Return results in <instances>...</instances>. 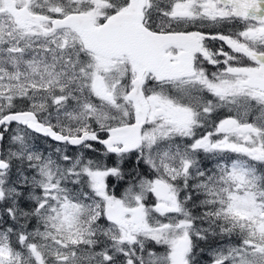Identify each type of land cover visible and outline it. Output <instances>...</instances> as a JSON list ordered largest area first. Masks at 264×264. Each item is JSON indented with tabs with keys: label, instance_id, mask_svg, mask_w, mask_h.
I'll use <instances>...</instances> for the list:
<instances>
[{
	"label": "snow or ice",
	"instance_id": "6c2138e0",
	"mask_svg": "<svg viewBox=\"0 0 264 264\" xmlns=\"http://www.w3.org/2000/svg\"><path fill=\"white\" fill-rule=\"evenodd\" d=\"M0 264H264V0H0Z\"/></svg>",
	"mask_w": 264,
	"mask_h": 264
}]
</instances>
